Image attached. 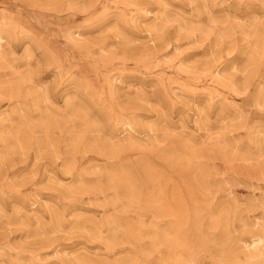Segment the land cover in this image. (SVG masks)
Masks as SVG:
<instances>
[{"label": "rangeland", "instance_id": "obj_1", "mask_svg": "<svg viewBox=\"0 0 264 264\" xmlns=\"http://www.w3.org/2000/svg\"><path fill=\"white\" fill-rule=\"evenodd\" d=\"M0 264H264V0H0Z\"/></svg>", "mask_w": 264, "mask_h": 264}]
</instances>
